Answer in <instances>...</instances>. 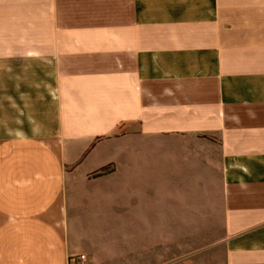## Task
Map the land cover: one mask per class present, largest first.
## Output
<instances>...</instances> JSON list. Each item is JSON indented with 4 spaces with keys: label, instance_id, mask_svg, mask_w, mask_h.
Returning a JSON list of instances; mask_svg holds the SVG:
<instances>
[{
    "label": "crops",
    "instance_id": "0c3cea01",
    "mask_svg": "<svg viewBox=\"0 0 264 264\" xmlns=\"http://www.w3.org/2000/svg\"><path fill=\"white\" fill-rule=\"evenodd\" d=\"M0 104V264L136 214L184 221L146 264H264V0H0Z\"/></svg>",
    "mask_w": 264,
    "mask_h": 264
},
{
    "label": "rangeland",
    "instance_id": "374dc122",
    "mask_svg": "<svg viewBox=\"0 0 264 264\" xmlns=\"http://www.w3.org/2000/svg\"><path fill=\"white\" fill-rule=\"evenodd\" d=\"M7 107L5 104H0V113L3 115ZM1 123L2 120H0ZM1 124L0 137L5 134L7 131ZM141 215H135L134 219L130 218L128 221L126 218L115 217L114 223L106 221L105 219L100 220V223H90L82 225L81 228H78L81 236L87 238L86 251L96 252L99 255L100 263L104 264H130L131 259L135 258L144 259L137 264H146L145 257L149 255L146 252H154L156 246H160L163 241H166V235L174 236L175 233H180L182 224L184 221L180 220H141L139 217ZM94 219V217H93ZM94 222V221H93ZM76 229V227H72ZM164 234L163 236L148 238L145 237V233ZM175 232V233H174ZM136 235L134 239L132 236ZM210 236V237H209ZM217 235H199V236H189L184 237V243L193 242L192 237H197V241H194L196 245H203L205 242L213 240ZM162 237V238H161ZM181 237V236H177ZM192 238V240H191ZM84 257L81 258V261H84ZM139 261V260H138ZM145 261V262H144Z\"/></svg>",
    "mask_w": 264,
    "mask_h": 264
}]
</instances>
